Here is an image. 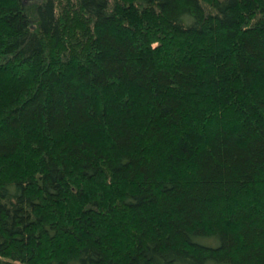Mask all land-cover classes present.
<instances>
[{
	"label": "trees",
	"instance_id": "trees-1",
	"mask_svg": "<svg viewBox=\"0 0 264 264\" xmlns=\"http://www.w3.org/2000/svg\"><path fill=\"white\" fill-rule=\"evenodd\" d=\"M0 264H264V0H0Z\"/></svg>",
	"mask_w": 264,
	"mask_h": 264
}]
</instances>
